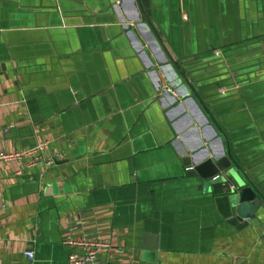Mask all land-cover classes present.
I'll list each match as a JSON object with an SVG mask.
<instances>
[{"label":"crops","instance_id":"crops-1","mask_svg":"<svg viewBox=\"0 0 264 264\" xmlns=\"http://www.w3.org/2000/svg\"><path fill=\"white\" fill-rule=\"evenodd\" d=\"M111 1L0 0V151L48 140L56 159L22 174L27 159L0 162V264H69L78 221L112 232L104 260L264 264V225H230L223 187L203 191L182 156L223 146L264 189V0H151L169 62L132 4ZM171 60L218 134L169 87Z\"/></svg>","mask_w":264,"mask_h":264},{"label":"water","instance_id":"water-1","mask_svg":"<svg viewBox=\"0 0 264 264\" xmlns=\"http://www.w3.org/2000/svg\"><path fill=\"white\" fill-rule=\"evenodd\" d=\"M124 1V0H122ZM135 9L136 17L134 19L139 25L144 26L148 31V36L155 42L157 47L164 55V60L169 62L171 59L167 52V45L165 39L160 37L156 30L153 29V24L149 18L152 15L151 0H126ZM112 7H116V0L111 1ZM156 26V25H155ZM126 31L132 32L131 25L125 24L123 27ZM134 38L138 41L136 35ZM142 45V44H141ZM142 46H140V49ZM169 51V50H168ZM167 63L173 71V77L170 79L169 87L174 90H179L181 87L185 92L180 93V97L187 102H192L195 108L202 114L204 120L209 124L210 128L218 134L216 127L210 123L212 120L211 111H209L211 104L210 100L201 98L197 95V90L193 92L195 86L191 88L183 83V78L179 75L174 61ZM182 74V73H181ZM222 76V75H221ZM232 76L225 73L221 78L215 80L218 88L232 87ZM194 87V88H193ZM196 89V88H195ZM169 92L168 88L160 86L159 91ZM204 95V94H203ZM174 97V103L166 106V112H172L173 109L181 105L178 97ZM180 98V99H181ZM201 98V99H200ZM161 103V97L157 99ZM158 103V104H159ZM198 152L183 151L184 164L188 166L187 175L203 189V191L210 193L213 187H223L222 197L226 201V215L227 222L238 229H243L249 226L264 225V189L253 183L246 174L242 171L241 166L233 159L222 146V154L212 157L210 154H205L198 159Z\"/></svg>","mask_w":264,"mask_h":264},{"label":"built area","instance_id":"built-area-1","mask_svg":"<svg viewBox=\"0 0 264 264\" xmlns=\"http://www.w3.org/2000/svg\"><path fill=\"white\" fill-rule=\"evenodd\" d=\"M8 131L9 129L5 127L0 129V134ZM49 144L50 141L44 140L25 150L16 152L0 151V162H24L27 159L24 167L18 170L16 174H22L25 169L39 164L50 167L56 162V159L52 156H46ZM80 227L81 229L83 228V222H76L75 227H72V230H69L63 238V244L73 248L68 257L69 264H123L116 261L104 260L100 257L101 253H112L114 250L111 231L105 232L102 229H98L95 232H85L84 230L79 231ZM25 254L32 260L35 257L34 250H28Z\"/></svg>","mask_w":264,"mask_h":264}]
</instances>
